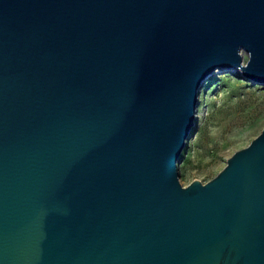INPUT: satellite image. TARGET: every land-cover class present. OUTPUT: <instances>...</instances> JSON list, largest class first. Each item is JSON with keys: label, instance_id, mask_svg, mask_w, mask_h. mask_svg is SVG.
<instances>
[{"label": "water", "instance_id": "1", "mask_svg": "<svg viewBox=\"0 0 264 264\" xmlns=\"http://www.w3.org/2000/svg\"><path fill=\"white\" fill-rule=\"evenodd\" d=\"M216 68L264 84V0H0V264H264V128L179 180Z\"/></svg>", "mask_w": 264, "mask_h": 264}, {"label": "rangeland", "instance_id": "2", "mask_svg": "<svg viewBox=\"0 0 264 264\" xmlns=\"http://www.w3.org/2000/svg\"><path fill=\"white\" fill-rule=\"evenodd\" d=\"M198 91L195 124L177 160L182 185L210 180L264 128V84L239 69H214Z\"/></svg>", "mask_w": 264, "mask_h": 264}]
</instances>
